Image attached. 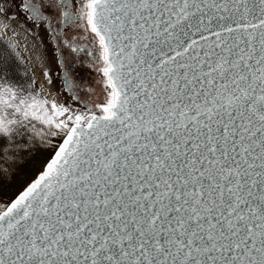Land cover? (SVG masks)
Masks as SVG:
<instances>
[{
    "label": "snow or ice",
    "instance_id": "6c2138e0",
    "mask_svg": "<svg viewBox=\"0 0 264 264\" xmlns=\"http://www.w3.org/2000/svg\"><path fill=\"white\" fill-rule=\"evenodd\" d=\"M0 264H264V0H0Z\"/></svg>",
    "mask_w": 264,
    "mask_h": 264
},
{
    "label": "flooded vegetation",
    "instance_id": "af4514ba",
    "mask_svg": "<svg viewBox=\"0 0 264 264\" xmlns=\"http://www.w3.org/2000/svg\"><path fill=\"white\" fill-rule=\"evenodd\" d=\"M81 47L92 48V42L89 38L87 41H79ZM59 71V69H58ZM70 75L73 79L74 86H78L79 91L82 95H88L87 89H94L93 99L97 102L102 100V94L100 92L99 84L97 83L100 79V75L96 70V66L93 62V58L88 55L87 51H81L76 55L72 61V67Z\"/></svg>",
    "mask_w": 264,
    "mask_h": 264
},
{
    "label": "rangeland",
    "instance_id": "374dc122",
    "mask_svg": "<svg viewBox=\"0 0 264 264\" xmlns=\"http://www.w3.org/2000/svg\"><path fill=\"white\" fill-rule=\"evenodd\" d=\"M13 24H16L17 22L16 21H13L12 22ZM18 31L21 33V35H25L24 33V30L21 28V29H18ZM35 41L32 39V37L29 35V39H28V46L31 47V45L34 43ZM21 47L22 49L24 48V44L23 42H21ZM25 56H28L29 55V52L27 49H24V53H23ZM49 55L51 57V62H52V70L53 72H57L58 71V68L56 66V62H55V54L52 52V49H51V46L49 45ZM38 76H39V72L37 73ZM42 79V77H41ZM60 81L57 80V84H59ZM45 92L49 95V97H57L58 99L60 98L58 96V93L55 91V89H50V88H45Z\"/></svg>",
    "mask_w": 264,
    "mask_h": 264
}]
</instances>
